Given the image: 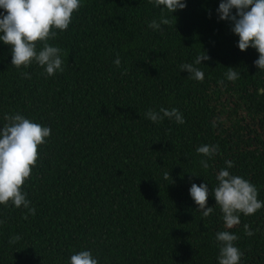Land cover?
<instances>
[{
  "label": "trees",
  "instance_id": "trees-1",
  "mask_svg": "<svg viewBox=\"0 0 264 264\" xmlns=\"http://www.w3.org/2000/svg\"><path fill=\"white\" fill-rule=\"evenodd\" d=\"M185 2L172 13L176 22L153 30L161 8L149 0H81L69 28L49 40L64 60L53 76L36 62L12 66L11 47L0 41V128L16 113L51 128L23 186L35 216L0 205V264H70L82 250L99 264H218L215 237L226 229L211 190L225 161L264 201L259 53L240 51L234 24L219 19L221 0ZM203 50L210 59L195 65L201 82L180 65ZM229 67L238 80H227ZM160 108L178 109L185 123L146 117ZM201 145L219 152L208 159L197 154ZM193 183L208 184L207 217L190 196ZM240 220L228 230L239 236L240 264H264V208ZM14 235L21 239L10 244Z\"/></svg>",
  "mask_w": 264,
  "mask_h": 264
},
{
  "label": "clouds",
  "instance_id": "clouds-1",
  "mask_svg": "<svg viewBox=\"0 0 264 264\" xmlns=\"http://www.w3.org/2000/svg\"><path fill=\"white\" fill-rule=\"evenodd\" d=\"M149 2L161 8L159 20L153 19L148 25L153 30H161V25H169L173 20L176 22L172 13L186 8L185 0ZM81 6V0H0V9L6 13L0 14V41L11 47V65L17 69L28 68L36 62L44 68L47 76L63 72L62 49L51 45L49 40L56 38L57 30L63 32L69 28L74 14ZM233 9L236 10L235 15L232 14ZM165 10L169 16L165 15ZM217 11L220 20H230L234 24L232 31L239 37L238 48L241 52L250 47L256 49L259 58L254 62L255 66L260 72H264V0H221ZM209 59L203 50L196 56L194 63H183L180 69L190 74L188 78L202 82L204 72L195 65ZM113 63L119 67L120 57L117 56ZM227 69L225 76L228 81L239 79V73L234 68ZM22 76L31 78L27 72L22 73ZM218 83L223 84L224 81ZM258 91L264 93V88ZM145 115L153 123L161 122L165 118L174 119L178 124L185 123L183 114L176 108H160L159 112L149 109ZM4 120L6 123L0 128V205L7 206L11 203L16 208L23 206L27 209L23 218L27 220L29 215L35 216L36 209L31 206L23 186L32 175V169L39 159V147L47 142L51 128L33 122L19 113L6 114ZM196 152L211 159L219 152V145H201ZM208 159L199 162L205 170L210 167ZM225 164L226 168L216 175L218 185L211 190V195H214L216 205L223 214L226 229L217 232L215 237L219 244L218 264H240L243 253L235 245L239 236L228 230L241 223V214L253 215L264 208V201L258 199V189L255 185L228 171L234 166L232 161H225ZM169 178L171 176L166 172L164 179ZM209 195L207 183L199 186L192 184L190 196L198 205V211L205 217L213 213V207H207ZM244 232L249 237L254 235L248 224H244ZM20 239L19 235L11 236L9 243L15 244ZM70 264L99 262L91 251L82 250L70 257Z\"/></svg>",
  "mask_w": 264,
  "mask_h": 264
}]
</instances>
